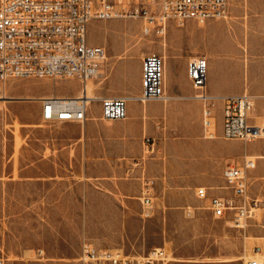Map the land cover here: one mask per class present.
<instances>
[{
	"label": "rangeland",
	"instance_id": "obj_1",
	"mask_svg": "<svg viewBox=\"0 0 264 264\" xmlns=\"http://www.w3.org/2000/svg\"><path fill=\"white\" fill-rule=\"evenodd\" d=\"M144 25L149 27L141 19L89 23V42L107 51L98 76L88 82L96 97L141 94V85L130 83L124 66L142 71L143 57L162 56L169 37L166 31L145 35ZM81 88L67 79L7 83L8 98L0 102V257L15 264H81L84 241L133 255L165 247L170 264H243L257 248L264 255V155L250 154L257 167L248 175L252 216L246 227H234L229 216L215 218L209 199L197 196L204 186L197 180L205 173L202 168L215 159L202 150L203 143L236 144L227 163L238 165L246 150H264L263 142L221 138L218 102L213 107L216 139L204 137L202 101L199 120L183 118L177 108V115L169 117L163 102L146 111L150 102L139 101L133 103L138 112L107 121L97 99L84 123L42 120L41 98L73 97ZM198 122L201 129H188ZM146 180L154 182L150 216L142 205Z\"/></svg>",
	"mask_w": 264,
	"mask_h": 264
},
{
	"label": "built area",
	"instance_id": "obj_2",
	"mask_svg": "<svg viewBox=\"0 0 264 264\" xmlns=\"http://www.w3.org/2000/svg\"><path fill=\"white\" fill-rule=\"evenodd\" d=\"M227 0H0V101L7 83L29 78L73 80L82 85V97L48 96L40 99L41 118L48 123H84L88 119L92 100L87 97L88 82L99 74L107 58L106 48L89 42L88 27L92 20L141 19L145 35L163 33L175 23L186 28L195 22L226 18ZM208 61L205 56L192 58L188 76L196 94L204 102L202 129L204 137L216 139L213 122L214 101L207 94ZM141 94L137 101L164 100L165 61L156 53L142 59ZM257 98L250 93L222 99L220 137L253 143L264 140V112L259 115ZM100 101L101 118L122 121L128 117V98L107 96ZM257 166L251 155L244 153L241 164H230L224 171L229 197L209 196L206 187H199L200 200L209 199L208 210L215 218L230 217L233 226L244 228L252 216L248 199V175ZM154 182L146 180L142 205L150 216ZM258 200L253 201L254 206ZM247 258L243 264H264V255ZM81 264H169L171 254L165 247H155L141 255L120 250L97 248L90 241L82 243ZM0 264H15L7 256Z\"/></svg>",
	"mask_w": 264,
	"mask_h": 264
},
{
	"label": "crops",
	"instance_id": "obj_3",
	"mask_svg": "<svg viewBox=\"0 0 264 264\" xmlns=\"http://www.w3.org/2000/svg\"><path fill=\"white\" fill-rule=\"evenodd\" d=\"M227 12V21L211 20L204 25L191 22L183 31L169 25L166 30L169 33L168 45L161 53L165 61L166 98L148 101V109L149 106L159 107L158 102H163L169 117L177 115V108L182 110L179 114L183 118L199 120L202 106L201 101L194 98L196 91L188 76V63L192 58L205 56L208 61L207 94L218 102L220 113L223 98L250 93L258 97L256 111L259 115L263 114L264 0H227ZM178 36L181 37V44L177 42ZM124 71L128 72L130 83L141 85V70L137 72L129 63L128 67L124 66ZM188 129H201L200 122ZM191 133L196 136L199 132ZM225 143L207 141L202 144V150L211 151L215 158L203 166L205 173L197 179L204 184L200 187L208 189L210 197L231 196L224 171L230 165L227 163L230 151L236 144ZM246 153L264 155V150L254 148L251 152L246 150Z\"/></svg>",
	"mask_w": 264,
	"mask_h": 264
},
{
	"label": "bare ground",
	"instance_id": "obj_4",
	"mask_svg": "<svg viewBox=\"0 0 264 264\" xmlns=\"http://www.w3.org/2000/svg\"><path fill=\"white\" fill-rule=\"evenodd\" d=\"M163 33H165V31H163ZM105 62V61H104ZM98 76V75H97ZM73 97H82V90L80 89V93L78 94V95H76V96H73ZM87 97L89 98V99H97V98H100V97H95V95H94V93H93V91H92V89L91 88H89V85H87ZM8 98V94H7V92H6V90H5V93H4V99L2 100V101H0L2 104L3 103H5L4 102V100L5 99H7ZM127 98H128V104H129V110L132 112V111H134V112H138L139 111V109H136V108H133V103H136L137 102V98H138V96H127ZM41 99H44V98H41ZM138 103V102H137ZM146 102H144L143 104H145ZM5 105V104H4ZM144 110H151V111H153V109H148L147 108V106H145V108H144ZM254 158V157H253ZM257 167V166H256ZM256 169V168H255ZM254 169V170H255ZM254 255L256 256V257H259L260 256V254H257V253H254ZM171 260H173L172 258H171ZM171 263V261L169 262V264Z\"/></svg>",
	"mask_w": 264,
	"mask_h": 264
}]
</instances>
